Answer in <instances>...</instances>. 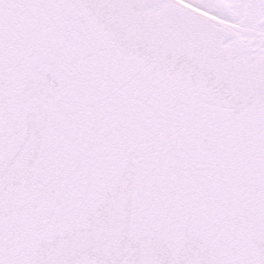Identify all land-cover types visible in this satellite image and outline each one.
Returning a JSON list of instances; mask_svg holds the SVG:
<instances>
[{
  "label": "snow or ice",
  "instance_id": "snow-or-ice-1",
  "mask_svg": "<svg viewBox=\"0 0 264 264\" xmlns=\"http://www.w3.org/2000/svg\"><path fill=\"white\" fill-rule=\"evenodd\" d=\"M0 264H264V0H0Z\"/></svg>",
  "mask_w": 264,
  "mask_h": 264
}]
</instances>
